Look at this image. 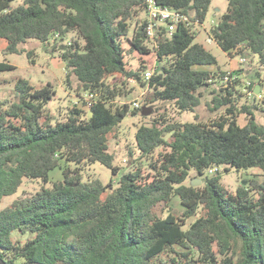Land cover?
I'll return each mask as SVG.
<instances>
[{"label":"trees","instance_id":"1","mask_svg":"<svg viewBox=\"0 0 264 264\" xmlns=\"http://www.w3.org/2000/svg\"><path fill=\"white\" fill-rule=\"evenodd\" d=\"M156 1L200 24L212 2ZM145 3L24 0L11 9L9 0H0V40L8 42V53L22 52L19 45L30 39L49 43L74 33L77 40L60 54L69 70L66 81L71 85L74 76L79 91L94 95L89 115L73 108L67 120L57 123L46 109L56 95L51 84L35 88L20 78L17 101L7 107L0 103V203L17 193L26 178L48 184L55 169L63 171V179L51 182V187L0 210V258L7 264L17 259L25 264H264V179L232 193L222 185L217 168L203 188L185 185L191 170L203 177L220 166L227 172L257 169L264 178V125L248 107L241 111L247 123L238 124L239 81L232 73L208 68L217 59L195 42L190 27L179 25L172 35L164 32L156 39L158 67L149 84L142 70L127 69L123 39L130 53L152 52L145 20L131 33L132 21L145 12ZM209 37L228 55L250 51L264 65V0H228L227 12ZM14 69L0 62V73ZM117 78L125 81L120 84ZM126 80L148 86L151 103L171 102L179 112H194L201 104V90L220 82L213 110L225 106L226 115L208 123L157 119L141 125L136 146L150 158L149 171L136 167L116 186L99 179L84 182L80 169L71 170L70 163L99 162L118 174L108 135L129 113L142 111L128 104L113 107L126 95ZM174 197L185 208L183 217H160L157 207ZM197 213L199 218L185 229L187 219ZM14 232L31 238L25 243L14 240Z\"/></svg>","mask_w":264,"mask_h":264},{"label":"rangeland","instance_id":"2","mask_svg":"<svg viewBox=\"0 0 264 264\" xmlns=\"http://www.w3.org/2000/svg\"><path fill=\"white\" fill-rule=\"evenodd\" d=\"M23 1L9 0L11 9L21 5ZM227 8L228 0H212L204 23L201 26L193 25L191 30L195 34V42L204 45L217 59V64L208 66V68L232 73L238 79V92L235 96L236 120L238 124L244 126L247 123V116L242 114L241 111L243 107H248L255 113L257 122L264 125V103L262 102L264 99V65H261L258 56L250 51L240 54L239 50L228 55L209 37L211 28L227 12ZM145 19L146 13L144 11L139 12L138 16L132 21L131 33L139 29ZM72 39L77 40V35L72 33L63 39L51 40L49 43H41L30 39L26 43L19 45V49L22 51L19 53H8V42L0 40V62H7L15 67L14 70L0 73V103L5 104L7 107L17 101L16 83L17 80L23 78L28 80L35 88H41L47 84L52 85L56 95L48 102L46 109L54 119V123L67 120L73 108L82 110L84 116L89 115V108L84 106L87 93L83 90L79 91V84L74 76H71V85L67 83L66 78L69 70L66 63L60 58V54L67 49ZM147 45L152 51L151 54L141 56L138 53H130L129 43L125 39L122 40L127 69L133 71L140 69L142 70L141 76L147 71L154 73L158 67V59L153 49V40H148ZM28 52L32 53L31 58L28 56ZM241 57L246 59L245 64L240 62ZM142 60L145 62L143 64L145 66L144 69L141 67ZM117 79L120 84L125 81L122 78ZM126 83V95L117 99L113 103V107L116 108L128 104L130 109L133 110L136 108L134 102L138 101L142 107H146L151 113L148 116L143 115L142 111L137 115L129 113L119 126L108 135L109 152L114 156L113 164L119 169L118 174L114 175L112 169L99 162L80 166L73 163L69 164L71 170L80 169L79 172L84 182L91 179H99L105 185L113 184L116 186L123 174L132 171L136 167L149 171L150 158L143 157L136 146L135 135L141 125H150L157 119H164L168 123L173 121L208 123L226 115L227 108L225 106L213 110L215 108L213 99L217 94H221L222 84L220 82L211 83L210 86L201 90V104L194 112H179L171 102L151 103L148 99H153V94L149 89L135 81L126 80ZM249 92L253 94L250 95ZM169 138L170 135H166V139ZM162 149H158L157 152ZM225 168V166L218 167L222 175L221 183L225 189L232 193L238 187L249 186L251 181L262 182L264 179L262 173L257 169L245 171L232 168L227 172ZM212 175L215 174L207 171L203 177H199L191 170L185 185L203 188L206 177H211ZM50 178L51 182L62 180V169H55L51 173ZM51 182L44 184L40 179L31 180L26 178L17 193L3 198L0 203V210L6 208L18 198L35 194L42 187H51ZM184 211L185 208L178 197H174L166 206L161 204L157 207V213L162 218H165L168 214L182 218ZM199 216L200 213H197L187 219L185 229L195 222ZM12 237L14 240H20L23 243L31 238L30 235H22L19 232H14ZM3 255L6 258L5 254ZM15 264H25V260L17 259Z\"/></svg>","mask_w":264,"mask_h":264},{"label":"built area","instance_id":"3","mask_svg":"<svg viewBox=\"0 0 264 264\" xmlns=\"http://www.w3.org/2000/svg\"><path fill=\"white\" fill-rule=\"evenodd\" d=\"M145 25L144 31L148 40H153L154 45L157 43L156 39L161 33H166L168 36L176 31L179 25L192 28L193 25H202L198 21H194L193 16L186 14L182 10H176L169 7H163L157 3L156 0H146L145 3ZM240 62L245 64L246 59L241 57ZM154 73L147 71L144 73V81L149 84ZM228 80V78L226 79ZM251 85V84H249ZM248 85V86H249ZM149 89L148 86H146ZM249 94H253L249 92ZM261 97V95H259ZM93 94H86L85 100L87 107L90 108L93 104ZM134 106L136 109H142L140 102L135 101ZM218 167L211 168L210 173H214Z\"/></svg>","mask_w":264,"mask_h":264},{"label":"water","instance_id":"4","mask_svg":"<svg viewBox=\"0 0 264 264\" xmlns=\"http://www.w3.org/2000/svg\"><path fill=\"white\" fill-rule=\"evenodd\" d=\"M150 113H151V111L149 109H147L146 107H142V114L143 115L148 116V115H150ZM0 264H7V263L0 258Z\"/></svg>","mask_w":264,"mask_h":264},{"label":"crops","instance_id":"5","mask_svg":"<svg viewBox=\"0 0 264 264\" xmlns=\"http://www.w3.org/2000/svg\"><path fill=\"white\" fill-rule=\"evenodd\" d=\"M260 91H261V85H260Z\"/></svg>","mask_w":264,"mask_h":264}]
</instances>
